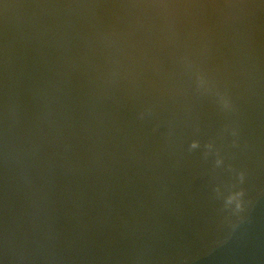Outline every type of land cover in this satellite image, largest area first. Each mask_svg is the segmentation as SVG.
Here are the masks:
<instances>
[{"label": "water", "instance_id": "water-1", "mask_svg": "<svg viewBox=\"0 0 264 264\" xmlns=\"http://www.w3.org/2000/svg\"><path fill=\"white\" fill-rule=\"evenodd\" d=\"M0 264H264V0H0Z\"/></svg>", "mask_w": 264, "mask_h": 264}, {"label": "clouds", "instance_id": "clouds-1", "mask_svg": "<svg viewBox=\"0 0 264 264\" xmlns=\"http://www.w3.org/2000/svg\"><path fill=\"white\" fill-rule=\"evenodd\" d=\"M197 82H198V86L201 87V88L205 87L206 84H207V81H206V79L204 78L203 75H198L197 76ZM222 99H223V96H222ZM223 106L225 108L230 107V102L227 99H223ZM150 111L151 110L149 109L148 112L150 113ZM144 117H145V113L141 112L140 115H139V118L140 119H144ZM191 147L192 148L198 147V142L194 141L192 143ZM209 147H211V145H209ZM243 179H244V174L241 173L240 174L241 182H243ZM243 196H244L243 190L237 191L234 198H230L229 200H227L225 202V208L232 209V213L233 214H239L240 212H242L244 210V206H245V202L243 200ZM233 205H234V208L232 207ZM236 226L237 225H235V224L232 225L233 230L235 229Z\"/></svg>", "mask_w": 264, "mask_h": 264}]
</instances>
